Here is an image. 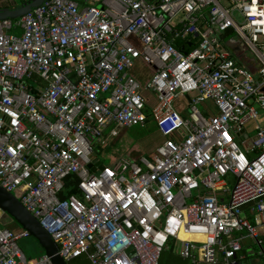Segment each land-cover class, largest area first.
Listing matches in <instances>:
<instances>
[{
  "label": "built area",
  "instance_id": "1",
  "mask_svg": "<svg viewBox=\"0 0 264 264\" xmlns=\"http://www.w3.org/2000/svg\"><path fill=\"white\" fill-rule=\"evenodd\" d=\"M87 2L0 22V185L68 264H160L170 249L238 264L243 232L264 256V0ZM149 119L164 139L152 155L89 168L107 130ZM28 237L0 226V264H51L27 257Z\"/></svg>",
  "mask_w": 264,
  "mask_h": 264
},
{
  "label": "water",
  "instance_id": "2",
  "mask_svg": "<svg viewBox=\"0 0 264 264\" xmlns=\"http://www.w3.org/2000/svg\"><path fill=\"white\" fill-rule=\"evenodd\" d=\"M50 0H31L24 5L14 7L13 9H0V22L13 21L25 17L35 10L45 5ZM236 41H231L228 45L234 51L235 55L240 58L243 64L247 65L252 72H256L253 62L249 58L247 49L244 45L236 46ZM97 166L103 170V165L99 159H94L89 165L93 172ZM0 208L5 215L9 216L17 228L26 230L30 236L34 237L45 251V255L50 258L51 264H68L59 254V248L53 241L48 232L41 226L40 222L23 206V204L11 193L7 192L0 185ZM31 259V258H29Z\"/></svg>",
  "mask_w": 264,
  "mask_h": 264
},
{
  "label": "crops",
  "instance_id": "3",
  "mask_svg": "<svg viewBox=\"0 0 264 264\" xmlns=\"http://www.w3.org/2000/svg\"><path fill=\"white\" fill-rule=\"evenodd\" d=\"M14 7H17V4H16L15 0H7V1H5V3L0 5V9H13ZM131 74L133 75V77L143 87H145L149 83L150 79L152 78V76L154 74V69L152 67H150L143 59H139L136 62L135 67L131 70ZM146 96L149 99V104L150 105L147 108V113L150 116L151 115V112H150L151 111V106L155 102V98H154L155 96H154V94L152 92H146ZM183 106H184L183 103H181V104L178 103L177 108L180 110V112L183 115H185L186 113L183 110V108H184ZM207 108L208 107L204 106V107H202V110H203V112L205 114L208 115ZM149 122L154 123L150 119H149L148 123ZM148 123H147V125H148ZM147 125H145V127H142V128H147ZM150 129L151 130H148V131H150L149 134H146V135L142 136L138 140V142H137V147L138 148H136V147L134 148L133 147V148L129 149V152H128L129 156H127V157H119V158L114 157V160H112V162H111V164L109 166L115 164V162L117 160H119V159H130L131 160V159L138 158L139 156L152 155L155 152L156 148L163 142L164 139H163L162 135L158 132L157 128L154 129V130L152 128H150ZM120 134H121L120 130L115 135H114V133L112 132L111 129L107 130L105 135H104V138H103V144H109L110 146H112L111 144L113 142V139H117L120 136ZM246 209H245V211L249 215V212ZM4 216L2 218V222H3L4 226L13 227L14 226V222L12 220H10L8 222H4V219H5ZM249 219L252 222H254L255 218L253 216L249 215ZM18 229L19 228L12 229V230H18ZM236 236H243V246H244V248H243V251H242V255H244V257H245L244 259L240 260L238 262V264H242L243 262H246L249 258H253V261L256 262V263L264 264V256L260 255V252L256 250V247L258 245L255 243V241L251 237H249L246 232L238 233ZM262 246H263V250H264V237L262 238ZM166 252H168V253H170L172 255L173 254H177L178 257L181 258L180 255L178 254V250L174 251V249H172V250L170 249V251H166ZM162 256H163V254H162ZM261 259L263 260V262H262ZM182 260L189 263V261H186L184 259H182Z\"/></svg>",
  "mask_w": 264,
  "mask_h": 264
},
{
  "label": "rangeland",
  "instance_id": "4",
  "mask_svg": "<svg viewBox=\"0 0 264 264\" xmlns=\"http://www.w3.org/2000/svg\"><path fill=\"white\" fill-rule=\"evenodd\" d=\"M30 0H15L17 6L24 5L28 3ZM90 2V1H88ZM100 6V5H98ZM235 34H230L227 36V39L233 38ZM234 52V51H233ZM235 54V53H234ZM183 104H185V101H183ZM262 122H264V118L262 119ZM254 123H251L249 127H253ZM152 128L153 130L156 129V126L154 123L149 122L147 125V128H142V127H132V128H121V134L117 139H113L112 146L109 144H103L101 142L95 144V153L94 157H97L99 161L105 165L109 166L114 160V157H127L129 149L131 148H138L137 147V142L138 140L146 135L149 134ZM103 142V139H102ZM239 145H241L239 143ZM139 150V149H138ZM233 182L231 183V185ZM4 222H8L11 220V218L7 215L4 216ZM1 227L4 225L1 224ZM10 229H16L17 226L14 224L13 227L8 226ZM20 248L24 251V253L27 255L28 258L31 259H39L43 256H45V251L41 247V245L37 242V240L30 236L28 238H23L19 242ZM256 250L259 251L260 247L257 246ZM255 259V258H254ZM262 260V259H261ZM163 262L164 264H190V262H185L181 258L178 257L177 254H170L168 252L163 253ZM263 262V260H262ZM242 264H259L253 261V258H249L246 262H243Z\"/></svg>",
  "mask_w": 264,
  "mask_h": 264
},
{
  "label": "trees",
  "instance_id": "5",
  "mask_svg": "<svg viewBox=\"0 0 264 264\" xmlns=\"http://www.w3.org/2000/svg\"><path fill=\"white\" fill-rule=\"evenodd\" d=\"M73 1L77 2L81 7H85L88 4L87 0H73ZM73 192H75V190ZM160 264H164L163 256L161 257Z\"/></svg>",
  "mask_w": 264,
  "mask_h": 264
}]
</instances>
